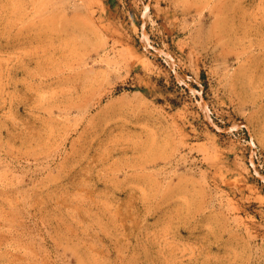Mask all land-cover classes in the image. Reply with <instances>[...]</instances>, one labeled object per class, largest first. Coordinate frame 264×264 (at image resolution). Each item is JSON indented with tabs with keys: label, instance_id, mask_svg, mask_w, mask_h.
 <instances>
[{
	"label": "rangeland",
	"instance_id": "1",
	"mask_svg": "<svg viewBox=\"0 0 264 264\" xmlns=\"http://www.w3.org/2000/svg\"><path fill=\"white\" fill-rule=\"evenodd\" d=\"M0 264H264V0H0Z\"/></svg>",
	"mask_w": 264,
	"mask_h": 264
}]
</instances>
